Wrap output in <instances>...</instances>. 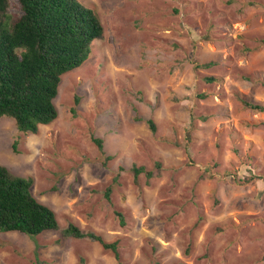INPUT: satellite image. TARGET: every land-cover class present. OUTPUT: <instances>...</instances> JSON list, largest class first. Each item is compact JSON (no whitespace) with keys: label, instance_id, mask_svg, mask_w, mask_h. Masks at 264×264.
Returning <instances> with one entry per match:
<instances>
[{"label":"rangeland","instance_id":"374dc122","mask_svg":"<svg viewBox=\"0 0 264 264\" xmlns=\"http://www.w3.org/2000/svg\"><path fill=\"white\" fill-rule=\"evenodd\" d=\"M80 2L104 31L62 77L57 119L33 135L0 118V165L58 229L0 234V264H117L69 224L118 240L122 264H264V111L242 103L264 109V0Z\"/></svg>","mask_w":264,"mask_h":264},{"label":"trees","instance_id":"16d2710c","mask_svg":"<svg viewBox=\"0 0 264 264\" xmlns=\"http://www.w3.org/2000/svg\"><path fill=\"white\" fill-rule=\"evenodd\" d=\"M12 7L18 12L11 13ZM103 31L95 10L80 0H17L15 5L11 0H0V118L12 120L19 133L33 135L41 125L53 123L58 117L54 100L62 77L87 60L92 43L102 38ZM260 44L264 46V40ZM206 80L216 81L212 77ZM242 103L248 109L264 111L259 104ZM146 123L154 134L155 124L151 120ZM92 143L104 155L102 140L93 138ZM131 171L134 180L140 174L148 179L153 175L143 166H132ZM32 186L31 178L13 175L0 165V234L34 238L58 229L54 211L34 197ZM110 193L108 187L106 199ZM118 216L122 222L121 215ZM63 233L76 239H92L111 252L117 264H122L118 240L106 242L73 224Z\"/></svg>","mask_w":264,"mask_h":264}]
</instances>
